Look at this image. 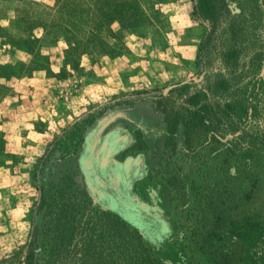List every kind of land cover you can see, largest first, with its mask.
<instances>
[{
    "label": "rangeland",
    "instance_id": "1",
    "mask_svg": "<svg viewBox=\"0 0 264 264\" xmlns=\"http://www.w3.org/2000/svg\"><path fill=\"white\" fill-rule=\"evenodd\" d=\"M209 25L197 0H0V120L16 125L14 103L37 111L38 145L9 154L0 134V264L30 261L39 199L66 180L163 262L264 264V138L226 136L247 155L203 140L186 156L179 127L171 152L151 107L196 80Z\"/></svg>",
    "mask_w": 264,
    "mask_h": 264
},
{
    "label": "trees",
    "instance_id": "2",
    "mask_svg": "<svg viewBox=\"0 0 264 264\" xmlns=\"http://www.w3.org/2000/svg\"><path fill=\"white\" fill-rule=\"evenodd\" d=\"M197 2L210 23L195 55L198 77L154 95L151 107L163 117L164 146L171 152L182 127L186 156L203 140L201 146L221 143L228 155H247V150L232 151L226 136L233 141L264 138V0ZM136 138L132 150H141L138 131ZM37 212L41 221L31 227L27 264H170L153 256L134 228L93 208L86 192L71 181L50 187Z\"/></svg>",
    "mask_w": 264,
    "mask_h": 264
},
{
    "label": "crops",
    "instance_id": "3",
    "mask_svg": "<svg viewBox=\"0 0 264 264\" xmlns=\"http://www.w3.org/2000/svg\"><path fill=\"white\" fill-rule=\"evenodd\" d=\"M32 83L34 84V82L31 81V84ZM29 91L31 92V90ZM18 98L21 99L22 97L19 96ZM4 102L5 101H3V104ZM20 103L17 105L14 103V105H11L12 106L11 109L12 110L14 109V112L16 111L18 112L19 119L17 120L16 125H11V122H3L2 120H0V134H1V139L3 140L2 142L3 151L5 150L9 154H16L19 156L27 155L28 153L27 151H34L37 149V146H38L34 139L36 138V136L34 137L33 135L32 137V134L34 132L30 129V126H29L33 122L32 120H35L33 119V117L37 114L36 113L37 111H33V110L30 111L29 109V112H25L23 111V106H21L22 104ZM31 103H33V101ZM1 112H4V105L2 108H0V113ZM24 115H25V118L28 119L27 124H24L25 123L24 120H23L24 122L22 121V119L24 118ZM5 170H6L5 167L0 166V177H1V174H3ZM3 192H4L3 186H0V198L3 197L1 196Z\"/></svg>",
    "mask_w": 264,
    "mask_h": 264
}]
</instances>
